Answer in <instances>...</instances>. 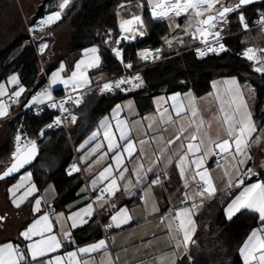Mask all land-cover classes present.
Returning a JSON list of instances; mask_svg holds the SVG:
<instances>
[{
  "label": "crops",
  "instance_id": "1",
  "mask_svg": "<svg viewBox=\"0 0 264 264\" xmlns=\"http://www.w3.org/2000/svg\"><path fill=\"white\" fill-rule=\"evenodd\" d=\"M60 2L61 0H11V6L19 9L14 15L11 14V23H19L20 27H22V29L25 28V31H27L28 28L34 26V24L30 25L29 21L34 15L36 9L44 7V15L47 16L50 12L59 10L58 4ZM138 3L143 5L146 4L148 6L147 0H123L121 5H124V7L122 8L120 5L118 10L120 23L124 19L141 12L142 8L136 6ZM223 25H219V28H221V26L223 27ZM49 31L50 32L46 37H40L38 40L42 45L47 44V47L45 48V56L47 59L46 63H43V69L45 82H47L50 88L34 95L32 94V89L39 79V73L34 79L24 81L22 67L11 70L0 81V84H4L8 91V95L0 96V100L10 105L9 114L12 107L17 108L31 105L30 101L34 96H38L44 92L51 94V92L54 91L57 93L65 86L62 81L71 77L72 71L75 70L76 63L86 58L84 50L93 47L97 48V46L91 45L69 53L64 57H60V49L66 45L67 31L64 29ZM241 42L247 47L264 48V30H262V28H257L242 33ZM192 44L193 41L187 36L185 38L184 46H191ZM19 52L20 49H17L14 56ZM97 54L100 56L99 51ZM259 54V57L264 58V53L260 52ZM56 61V65L46 73V66L51 65ZM61 64L65 66V70L60 73V80L53 83L52 74L60 70ZM37 66L39 72H41V65L38 64ZM99 66L82 69V71L86 72L90 81L89 84L82 87H90L89 90H92L94 89V84L98 80L113 75ZM259 66L260 64L256 63L254 68ZM13 75L18 77L20 81L19 85L8 82L9 78ZM232 78L233 77H221V91H219L220 93L218 92V94L215 93L214 86L211 82V89L200 95H196L191 90L153 92L144 87L143 89L120 97L111 106L107 113L101 115L97 119L95 126L89 130L83 138H81L76 144H72V158L67 166V171L73 162L78 163L81 171H73L72 173L78 174L80 184L74 192V197H72L64 207L53 206V201L57 195V190L54 184L49 183L39 191L32 178V174L28 177V173H31L28 169L18 173L12 181L7 180L8 178L4 179L5 182L0 180V208L3 210L0 212V217H5L3 221H0V241L18 240L20 231L29 226L34 219H37L44 214L49 215V219L54 225L53 231L59 233L62 228L66 229L68 224L71 223V221H68L67 224L64 223L69 215H72L91 204L93 208L91 219L86 215L83 217V219H88V223L84 224L82 227L71 229L75 243H65L64 248L54 255L75 250L77 247H86L104 239L109 242L107 252L101 250L100 252L91 254V258H88V264H100L101 261H103V264H112L113 259H115V264H172L173 260L178 264L181 260L180 258L185 257L186 251L183 245L179 248L176 247L177 241L176 239H173V236L176 235L174 232L175 225L173 224V231L170 234L168 224L171 223V218L168 216V213L170 209L174 213L175 210L179 208L190 206V203L193 201L190 200L187 204L183 205L181 204L179 197H181L182 193L185 191L193 192L195 185L193 184L188 189L184 188V181L181 179L179 171L175 167V161H173V163L166 168L169 178L163 180V187L159 185L149 186L151 179L155 178L154 174L164 167V163L156 165L153 164V161H155L158 156H161L164 150L167 149L170 151L167 141L172 140L179 135L181 128L187 129L188 131L185 132V135H189V133L193 132L196 127V125L189 127L190 120L192 119L191 109H189V114L186 116H181L179 118L175 116V112L172 108L173 101L170 97L178 93L180 94V98L185 100V103H189V101L185 99L187 96L190 95L194 98L191 103L192 106L198 110L197 116L195 117L196 124L199 125L200 121H203L201 135L206 132V139H215L217 136L223 138L225 136L226 128V125L223 123V117L226 114L230 115L236 107L235 104H229L235 89L233 88V92L231 93L226 91L233 86L224 83ZM236 80L240 86V91L243 93V101L247 103L248 110L252 113V118L257 125L253 116V107L256 101L255 90L248 82H240L238 79ZM19 86H23L26 91L20 96L18 102L14 103L13 101H9L11 92L16 90ZM237 103H240V101L237 100ZM117 104L121 105V110L114 115L112 110ZM222 107L223 111L221 110ZM164 109H168L175 122H169L167 124L161 123L160 114ZM105 117L108 118V122L114 129L117 120L126 121L130 129V138L135 141H146L143 145L137 143L136 149H143L145 153V157L142 161L144 169L147 170L149 167H152L153 172L147 173V180L144 183H137V176L132 174L136 167L135 158H133V160H126L124 163L129 168V172L125 173V180L119 181V184L121 185L120 191L116 192L114 196L107 194L103 200H97L96 198L100 187L103 184L108 183L107 180L101 181L99 179V174L103 171L104 167L114 162L108 158L97 161V157L91 155V149L96 143H99L102 140V134L101 136H98L96 140L87 144H85V141L88 140L93 131L97 130L100 121ZM7 118H9V115L0 119V125L2 124L4 127ZM69 131L70 128L67 132ZM118 135L119 133H117V137ZM256 136L264 137V131L258 130L254 133L253 140H255ZM179 143L180 141H177L175 144L171 145V149H176ZM81 145H84V147L81 148ZM97 155H99V153H97ZM221 155L222 159L220 162H215L213 160V155L211 154H209V157L206 158L205 162V166L210 170L211 177L218 189L216 196L228 194L229 192L238 194L237 189L227 188V180L229 177L225 175V172L227 171L231 173L233 179H235L234 161H232L231 157L226 154ZM250 155L252 157L251 160H249L246 165L240 166L242 170L252 168L255 173V175L251 176L246 182L255 183L257 181H264V140L252 143ZM257 175L259 177H257ZM186 178L191 183V173H188ZM129 179L131 180L130 184L128 183ZM94 181L96 182L95 185L93 183ZM17 184H22V187L16 191V197H22L33 184L36 187V191L32 192L19 208L12 204V197L8 191L10 187ZM216 196L204 200L202 206L194 211V220L195 215L203 208V206ZM36 199L41 200L40 212L34 213L33 208L35 207ZM91 199H93V201H91ZM195 202L199 203V198H197ZM157 207L159 208L158 212L155 211ZM225 207L226 203L224 204L222 211L223 218L226 219L224 213ZM121 209H127L132 219L127 224H122L120 227H117L111 218ZM60 213H63V216L58 215ZM161 216L168 217V219L162 223ZM102 218L105 219V222L101 221ZM101 223L112 225L106 238L101 235ZM96 224H98V226ZM260 226L261 224L257 219L256 225L249 231L247 236L254 228ZM95 232L97 233L93 235ZM196 232L197 225L195 221V233L192 235V242ZM34 239H39V237H34ZM177 239L182 240V235L178 236ZM192 242L188 244L187 253L189 252ZM108 254L111 255V259L107 258ZM240 258L242 261L241 256ZM65 259L67 260V257H65Z\"/></svg>",
  "mask_w": 264,
  "mask_h": 264
},
{
  "label": "snow or ice",
  "instance_id": "2",
  "mask_svg": "<svg viewBox=\"0 0 264 264\" xmlns=\"http://www.w3.org/2000/svg\"><path fill=\"white\" fill-rule=\"evenodd\" d=\"M71 3V0H61L58 4L56 11L50 12L44 19L39 21L40 25H51L62 19V13ZM148 6L150 7V16L153 20H165L181 17H186L188 21V27L183 31L186 35H191L193 39L201 38L202 42L205 43L206 49H197L198 55L203 57L207 52H223L227 51L224 44L219 43L221 37L222 28L218 29V25H223L228 22L229 14L237 13L240 25L247 30L248 22L244 16L243 8L251 3L253 0H234V2H228V0H147ZM138 8H143L144 5L138 3ZM123 8L124 5H121ZM193 23L196 25L194 32H189L192 28ZM261 28L264 30V17H261ZM138 26V27H134ZM177 28L179 24L175 25ZM145 20L141 15H133L131 19H125L120 24L121 33H131L130 36L124 35L114 41V44H120L121 39H135L137 35H145ZM217 29L216 31H211ZM31 31V29H30ZM111 33H109V37ZM211 36L217 41L216 46H212L208 42V37ZM171 46V41H167ZM183 42L182 40L180 41ZM104 43H109V40H105ZM47 47V44L41 46V52ZM114 55L120 59V62L124 64L125 68H132V64L124 63L123 53L121 49L112 48ZM98 48L93 47L85 49V59L78 61L75 65V70L72 71L71 77L62 82L65 86L69 83L73 86V91L78 88L90 83L83 68H91L99 66L100 56L97 54ZM151 51L145 49L138 53L142 60H146L150 57ZM160 49H155L156 53H159ZM259 51L264 53V49L247 48L242 55L249 61H254L260 64L259 67H255L254 71L258 73H264V58L258 57L256 52ZM90 54V55H89ZM153 59H158L159 56H153ZM65 70V66L61 64L60 70L52 74V82L56 83L60 80V73ZM132 80L140 81V83L134 84L133 87L139 88L143 81L139 74L132 77ZM132 80L127 78L117 79L114 82L105 83L101 89L102 92L112 91L113 88L120 89L121 91H127L128 89L121 88L124 84L132 83ZM9 83L19 85L20 81L17 76L13 75L9 78ZM225 84L233 86L227 89L228 92L234 94L229 101V104H235L236 107L232 113L226 114L223 117V123L226 125L225 136L223 138L217 136L215 139L205 138L207 133L202 132L203 121L201 120L199 125L196 124L195 117L197 116L198 110L192 106L191 101L194 100L190 95L185 99L189 103H185V100L180 98V94H175L170 99L173 101V111L177 118L186 116L189 114L191 109V117L189 127L196 125L195 130L189 135H185L187 129L181 128L180 134L174 139L168 140L167 144L170 151L164 150L161 156H158L153 164L159 165L164 163V167L159 172L155 173V178L151 179L149 186L159 185L163 187V180L168 179V173L166 168L168 165L175 161V167L179 171L181 179L184 181V188L188 189L193 184L195 189L193 192L185 191L182 196L179 197L182 204H187L188 201H193L189 207H182L173 213L170 209L168 216L171 218V223L168 224L170 234L173 231V224L175 225L174 232L176 235L173 239H176V247L179 248L181 245L184 246L186 255L180 258L183 264H191L192 256L187 255V247L192 242V235L195 233V220L193 214L196 209L202 206L203 202L207 198H212L217 195L218 189L211 177L210 170L205 166L206 158L209 154L221 155L226 154L230 156L234 161V173L235 179L232 174L225 172V175L229 177L227 180L228 189H237L238 194L228 193L229 199L226 201V207L224 208L225 217L231 221L234 216L238 213L247 211L255 214L256 219L260 222L261 226L254 228L247 236L242 246L239 248V254L242 257L243 264H264V181H257L255 183H247L246 181L253 175H255L252 168L241 169V165H246L251 160L250 149L252 143L264 140L262 136H256L253 140V134L258 131L257 125L252 118V113L248 110V105L243 101V93L240 91V86L235 78L225 81ZM215 87V83H214ZM23 86H19L16 90L10 94V99L15 98L13 102H18L20 96L25 92ZM8 95V91L4 84H0V96ZM45 99L52 100V96L48 92L41 93L38 96H34L30 101L31 104L44 103ZM163 99V98H161ZM237 100L240 103H237ZM71 102L79 106L82 102V97L73 98L69 95L67 101H61L59 104L53 102L49 104V107H59L62 112H68L65 108V103ZM28 106V105H26ZM10 105L0 100V119L5 118L9 115ZM243 108V111H241ZM121 110V105L117 104L112 110L113 114H117ZM223 111V107L221 108ZM71 123H75L77 117L69 113ZM160 121L162 124H167L173 121L172 115L168 109L160 114ZM61 123L60 117H57L54 121L55 125ZM47 127H53V124H49ZM150 127V126H149ZM102 130V131H101ZM117 133H119L117 137ZM130 129L126 121L117 120L115 129L108 122V118L105 117L100 121L99 127L96 131H93L85 144L94 141L98 136L102 134V140L96 143L91 149V155L97 157V161L104 160L105 158L110 159L114 163L108 164L104 167L103 171L99 174L101 181L107 180L108 183L104 188L100 189L101 195L97 196V200H103L104 194L114 196L116 192L120 191L121 185L119 181L125 180V173L129 172V168L125 165L126 160H133L135 158L136 167L132 174L137 176V183H144L147 180V173L153 172V168L149 167L147 170L144 169L142 163L145 153L143 149H136V144L143 145L146 143L145 140L135 141L130 138ZM43 135V131L41 132ZM17 148L12 153L10 165L0 172V180H4L13 175V173L19 172L26 164L31 162L36 154V141L32 140L28 142L25 151H21L19 142L21 136H16ZM180 141L176 149H171V145ZM84 145H81L83 148ZM218 150V151H217ZM99 153V155H97ZM80 169L74 164L69 170V175L73 171H79ZM191 173V183L186 178L187 174ZM31 173H28V177ZM163 177V179H162ZM111 178V179H110ZM95 185V181L93 182ZM131 183V180H128ZM22 187V184L13 185L8 189L12 197V204L19 208L24 200L36 191V187L33 184L31 188L22 196L16 197V191ZM126 187V186H125ZM199 198V203L195 202ZM40 199L35 200V207L33 208L34 213L40 212ZM102 206V205H101ZM155 211H159L157 207ZM93 214L92 205L89 204L86 208L81 209L69 215L64 223L68 224L66 229L62 228L61 232L56 233L53 231L54 225L49 219L48 214H44L27 226L24 230L20 231L18 240H6L0 241V264H88V258H91V254L104 250L107 252L108 244L104 239H101L95 243H92L86 247H77L75 250L66 251L63 254L54 255L63 249L65 243H75L71 229L82 227L88 223V219H83L86 215L91 219ZM63 216V213L58 214ZM5 217H0V221H3ZM117 227L122 224H127L132 217L129 215L127 209H121L116 215L111 218ZM168 217L161 216V222L163 223ZM79 221V224H78ZM178 222V223H177ZM112 225H109L111 227ZM51 233V234H49ZM182 235V240L177 239L178 236ZM39 237V239H34ZM67 257V260L65 259ZM109 259L111 255L108 254ZM103 264V261L100 262ZM112 264H115V259L112 260ZM172 264H176L173 260Z\"/></svg>",
  "mask_w": 264,
  "mask_h": 264
},
{
  "label": "trees",
  "instance_id": "3",
  "mask_svg": "<svg viewBox=\"0 0 264 264\" xmlns=\"http://www.w3.org/2000/svg\"><path fill=\"white\" fill-rule=\"evenodd\" d=\"M122 2L123 0H71L70 5L62 13V19L37 33L36 38L38 40L40 37H46L49 30L64 29L67 31V40L66 45L60 49V57L94 45L99 49L101 58L99 67L111 74L119 73L121 66L111 53V47L114 44L111 41L116 40L119 32L118 10ZM11 5V0H0V81L11 70L22 67L24 81L34 79L39 73V79L33 91L45 83V74L38 70V60L33 45L26 40L27 35L12 33L11 11L14 8ZM242 10L246 18L250 20L256 12L264 11V0L247 5ZM44 12V7L36 9L29 24L33 25L36 18ZM140 15L145 20V35L123 47L124 57L133 60L135 65L140 64L135 56L136 49L144 46H163L164 39L172 33L173 29L170 19L153 20L150 16V7L146 4ZM177 21L181 23L180 18ZM222 29L223 35L226 36L225 41L233 49L232 53L198 59L189 50L190 45L175 52H164L163 60L142 69L143 87L141 89L145 87L153 92L191 90L196 95H200L211 89V82L214 79L235 77L240 82H248L255 90L253 116L258 130L264 131V73L254 71L253 63L235 53L245 47L241 42L242 33H239L237 13L229 14L228 22ZM109 33H111L110 37ZM105 40H109V43H104ZM17 49H20V52L14 56ZM56 63L57 61L46 66V73ZM127 94L118 92L106 97L99 94L96 88L89 90L78 108V118L69 132L63 128H54L45 131L40 137L39 129L51 116L48 111H44L40 116L25 113L9 117L2 132L0 171L9 161L14 137L21 124L23 132L35 139L39 147L37 158L27 169L31 171L39 191L49 183L54 184L57 195L53 206L64 207L74 197V192L80 184L78 174L69 175L67 171L72 158V144H76L83 138L95 126L97 119L107 113L120 97ZM22 107H12L11 112ZM16 176L17 174L7 180L12 181ZM228 199V194L218 195L195 215L197 232L187 253L193 258L191 264H243L239 247L249 231L256 225L257 219L255 214L247 211L238 213L231 221L223 218V206ZM101 221L105 222V219L102 218ZM178 264H183V261L180 260Z\"/></svg>",
  "mask_w": 264,
  "mask_h": 264
},
{
  "label": "built area",
  "instance_id": "4",
  "mask_svg": "<svg viewBox=\"0 0 264 264\" xmlns=\"http://www.w3.org/2000/svg\"><path fill=\"white\" fill-rule=\"evenodd\" d=\"M135 15H140V14H135ZM132 16H130L127 19H131ZM45 17H46V15H44V14L39 15L36 18L35 22H34V26L32 28H28L27 29V40L33 45V48H34V51H35V54H36V57H37V60H38V64L41 65V72L42 73H44L43 57L45 55V49L43 50V52H41L42 44L39 42V40H37L36 33H40L41 31L46 29V27L49 26V25H40V23H39V21H41ZM261 17H264V11L256 12L251 17L250 20L247 19L246 16H245V18H246V20L248 22V29L245 30L239 23V25H240L239 33H244V32L251 31L253 29L261 28V24H260ZM238 22H239V20H238ZM120 24H119V32H118V35H117L116 39L121 38L124 35L130 36L131 33H121ZM134 27H138V26H134ZM30 29H31V31H30ZM218 29H219V25H218ZM216 30L217 29H212L211 31H216ZM144 31H145V29H144ZM194 31H195V29L194 30H190L189 32L191 33V32H194ZM143 36L137 35V37L135 39H126V40L125 39H121V43L120 44H114L111 47V49L112 48H118V49H121L122 53H123L124 45L130 44V43H134L136 40L141 39ZM188 37H189V39H191L193 41V44L191 45L189 50H191L193 52L194 56L196 58H198V59H203V58H206V57H208L210 55L219 56V55H222V54L227 53V52H231V53L233 52V49L231 48V46L229 44H227V42L225 41L226 36L221 33V37L219 38V43L224 44V47L227 49V51L219 52L218 54L215 53V52H207V54L205 56L201 57V56L198 55L197 49H206L205 43L202 42L201 38L193 39L191 37V35H188ZM208 42L212 46H216L217 45L216 39H214L211 36L208 37ZM247 48L259 49V47H250V46L247 47V46H245V47H243L242 49L238 50L235 53L237 55L241 56L242 58L246 59L242 55V53ZM145 49L152 50L151 51V55H150V57L148 59L142 60L139 57L138 53H140L141 51H143ZM155 49H160L161 50V46H156V47L144 46V47L136 49L135 50V56L138 59V61L140 62L139 65H135L134 61L131 60V59H126L124 57V53H123L124 63L132 64V68H130V69L125 68L124 64L120 62V59H118L114 55L112 50H111V53L113 54V56L115 57V59L119 63V65L121 66V71L119 73L110 75V76H108V77H106L104 79L98 80L94 84L93 88H96V90H97V92L99 94H102V95H104L106 97L113 96V95H115L118 92L130 93V92H134V91H137V90L141 89L143 87V83L141 84V86L139 88L133 87L134 84L140 83V81L132 80V77H134L135 75L139 74L141 80L143 81L142 69L144 67H146V66L155 64L156 62H158L160 60H163L165 58L162 51H160L159 53H156ZM259 53H260L259 51L256 52V55L258 57H259ZM153 56H159V58L158 59H153L152 58ZM246 60L249 61L248 59H246ZM249 62L253 63L254 65L256 64L254 61H249ZM121 78H127L129 80H132V83L124 84V85L121 86V88L128 89L127 91H121L120 89H115V88H113L112 91H107V92H102L101 91V89L103 87V84L114 82L115 80L121 79ZM48 88H50V87L48 86L47 82H45L39 88L34 89L32 91V94L36 95V94L40 93L41 91L47 90ZM89 89H90V87H80L76 91H73L72 84H69L68 86H64L59 93H56V92L52 91L51 92L52 100H45L44 103H41V104H31V105H28V106H24L21 109L14 110V111L10 112L9 117L15 116L17 114H25V113H31V114H35L37 116H40L41 113H43L44 111H48L51 114V116H50V119L45 124H43V126L39 129L40 137L42 136L41 135L42 131L44 133L45 131H48V130H51V129H54V128H63L66 131H68V129L74 124V123H71V118H70L69 113H71L72 115H75L78 118V108L83 103L84 96L89 91ZM69 95L73 96V98L82 97V102L79 104V106H77V105H75L74 103H71V102H66L64 106H65V108H67L69 110L68 112H62L59 107H56V108L49 107V104H51L53 102H56L57 104H59V102H61V101H67V97ZM13 100H14V97L11 98V99L9 98V101H13ZM57 117H60V119H61V123L59 125H55L54 124V121H55V119ZM49 124H53V127H51V128L47 127ZM221 159H222V155L213 156V160L215 162H220ZM74 164L80 169L79 171H81L80 166L76 162H73L69 166L68 171L71 169L72 165H74ZM257 177H259V176L257 175ZM105 185L106 184H103L100 187V189L104 188ZM97 195L98 196L101 195L100 190H99ZM106 196H107V194H104V197H106ZM91 201H93V199H91ZM190 205H191V203H190ZM109 231H110L109 224L101 223V235L106 238L108 236Z\"/></svg>",
  "mask_w": 264,
  "mask_h": 264
},
{
  "label": "rangeland",
  "instance_id": "5",
  "mask_svg": "<svg viewBox=\"0 0 264 264\" xmlns=\"http://www.w3.org/2000/svg\"><path fill=\"white\" fill-rule=\"evenodd\" d=\"M228 2H234V0H228ZM19 9L16 7L13 9L12 11V14L14 15L16 12H18ZM140 14V13H139ZM14 17V16H13ZM180 18L181 19V23L177 21V19ZM178 18H174L173 19H170L171 20V25H172V33L167 36L165 39H164V44L163 46H161V51L164 53L166 51V53H170V52H175V51H178L180 50L181 48L185 47L184 46V42H185V38L188 36L184 33V29L188 27V21L186 19L185 16H181V17H178ZM176 24H179L180 27L177 28L175 25ZM196 25L193 23V26L192 28H190L189 30H193L195 29ZM12 28H13V35L15 34H25L27 35V31H25L26 29H22V27H20L19 23H12ZM171 41V46H169V43L167 41ZM183 41L182 43L180 41ZM191 43V41H190ZM114 45V44H113ZM112 45V46H113ZM259 49H264L263 47H259ZM260 55V54H259ZM46 59L47 57L44 55L43 57V63H46ZM235 78V77H233ZM221 78H216L215 80L212 81V85L214 86V83H215V87H214V90H215V93L218 94L219 91H221ZM220 93V92H219ZM247 98H248V95H247ZM241 111H243V108L241 109ZM8 119V118H7ZM21 125L18 126V131L17 133L15 134V137H14V145H13V150L12 152L10 153V156L9 158L12 156V153L16 151V148H17V141H16V136L17 135H20L21 136V141L19 142L20 146H21V149L29 142V141H32L33 139L30 138L28 135H26V133L23 132L22 128L20 127ZM3 125L1 124L0 125V144L3 140ZM3 182H5L4 180H2ZM2 182V183H3ZM1 188V187H0ZM3 210L0 208V212H2Z\"/></svg>",
  "mask_w": 264,
  "mask_h": 264
},
{
  "label": "water",
  "instance_id": "6",
  "mask_svg": "<svg viewBox=\"0 0 264 264\" xmlns=\"http://www.w3.org/2000/svg\"><path fill=\"white\" fill-rule=\"evenodd\" d=\"M259 1H261V0H253V3H251V4H254V3L259 2ZM249 5H250V4H249ZM221 28H222V26H221ZM33 140H35V139H33ZM35 141H36V140H35ZM26 146H28V143H27V144L21 149L22 152L26 150ZM38 153H39V147H38V142L36 141V154H35L34 158L31 159V162H30L29 164H26L23 168H21V169L19 170V172L13 173V175L10 176V177H8V178H11V177L15 176L16 174L20 173L21 171L27 169V168H28V167H29V166L35 161V159H36L37 156H38ZM11 158H12V156L10 157V159H9V161H8V163H7V165H5V167H4L0 172H2L5 168H7V167L10 165ZM6 179H7V178H6Z\"/></svg>",
  "mask_w": 264,
  "mask_h": 264
}]
</instances>
